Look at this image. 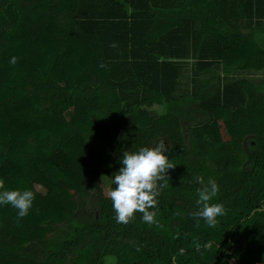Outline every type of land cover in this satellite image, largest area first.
I'll list each match as a JSON object with an SVG mask.
<instances>
[{"label": "trees", "instance_id": "obj_1", "mask_svg": "<svg viewBox=\"0 0 264 264\" xmlns=\"http://www.w3.org/2000/svg\"><path fill=\"white\" fill-rule=\"evenodd\" d=\"M161 142L154 222L118 223L100 181ZM0 181L35 194L0 264H264V0H0Z\"/></svg>", "mask_w": 264, "mask_h": 264}, {"label": "clouds", "instance_id": "obj_2", "mask_svg": "<svg viewBox=\"0 0 264 264\" xmlns=\"http://www.w3.org/2000/svg\"><path fill=\"white\" fill-rule=\"evenodd\" d=\"M10 64L16 63L12 57ZM167 149L163 142L155 147H142L136 151H124L119 158L121 167L110 178L115 187L108 192L118 223H127L135 212L142 213V220L148 224L154 222L155 212L149 211L156 204L157 181L165 178L167 170L174 167L170 163ZM195 180L204 185V179L196 176ZM163 187V185H159ZM218 185L215 180H208L207 184L197 189V205L200 209L196 214L208 227H215L217 218L223 216L224 209L217 203L209 201L216 196ZM35 194L29 189L7 190L0 181V206L9 205L16 210V216L23 218L28 215L33 205Z\"/></svg>", "mask_w": 264, "mask_h": 264}, {"label": "rangeland", "instance_id": "obj_3", "mask_svg": "<svg viewBox=\"0 0 264 264\" xmlns=\"http://www.w3.org/2000/svg\"><path fill=\"white\" fill-rule=\"evenodd\" d=\"M29 2H32V0H29ZM44 14V10H42L41 11V15H43ZM35 17L36 18H38L39 17V14L38 15H35ZM54 28V27H53ZM57 31H55V28L53 29V31H51V32H49V33H51V34H55ZM53 34V35H54ZM76 36H78V33H76ZM78 39H80L81 38V36H79V37H77ZM89 43L90 41L88 40V39H86L85 37H82L81 39H80V41H79V43H78V47H79V49L80 50H83L84 49V46L86 45V43ZM32 50H30V52H31ZM39 59H43V58H39ZM44 59H47V58H44ZM26 60H27V58H26ZM31 59H28L27 61H25V63H24V67L25 68H27L26 66L27 65H29V61H30ZM152 110H154V111H156V112H162L163 110L160 108V107H154ZM16 112V111H15ZM101 183L100 184H102V185H104V186H106L109 190H111L112 188H111V185H110V183H108V182H106V181H104V180H102V181H100ZM34 188H35V190L38 192V194L41 196V197H46V194H47V189L46 188H43V186L42 185H40V184H35L34 185ZM46 223L48 224V223H50V222H48V221H46Z\"/></svg>", "mask_w": 264, "mask_h": 264}]
</instances>
